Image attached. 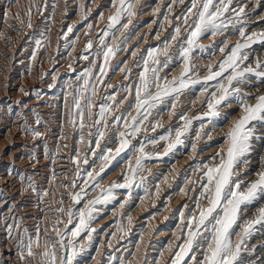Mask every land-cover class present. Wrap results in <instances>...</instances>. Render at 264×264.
I'll return each instance as SVG.
<instances>
[{
  "label": "snow or ice",
  "instance_id": "1",
  "mask_svg": "<svg viewBox=\"0 0 264 264\" xmlns=\"http://www.w3.org/2000/svg\"><path fill=\"white\" fill-rule=\"evenodd\" d=\"M136 3L138 0H110V6L115 12L107 17L100 13L99 19L106 20L107 25L95 34L97 46L94 53L91 52L94 48L92 33L86 32L89 38L85 43V51L98 59L102 58V63L98 65L90 63L77 78L81 81L80 85L71 93L68 123L80 133L77 143L84 145L86 150L82 153L79 147L75 149V155L71 160L77 166L75 178L70 185H61L70 189L68 192L70 205L79 207L65 208L64 200L61 198L55 201L60 205L54 209L57 215L44 217L45 220H51L50 226H45L41 230L37 224L34 235L28 234L27 229H24L23 236L18 238L15 244L20 264H78V257L96 243L94 234L97 229L93 224L101 211L98 206H106L114 201L117 189L126 190L128 197L131 198L134 186L143 187L145 195L141 200L151 199V206L155 208L153 198L159 197L160 187L157 184L155 191L149 196L147 177L144 175L147 162L159 161L162 159L161 152L163 156H168L183 146L184 138L192 132L194 120L200 121L194 141L203 139L211 141L215 129L214 122L221 118L224 109L232 107L233 101L239 108V112L234 114L239 115V118L232 121L231 127L223 134L218 143L219 150L207 161H197L191 165L192 174L196 178L191 179L185 174L183 186L178 188L177 194L188 197L191 207L185 202L174 210L173 218L178 217L179 228L178 235L173 232L175 242H166L156 255L150 256L151 241L159 232L153 230L154 235L150 233L146 241L145 229L141 228L135 242L130 241L128 246L114 247L113 240L119 245L120 241L129 235L132 225V217L129 215L125 218L127 225L117 222L116 230L102 243L101 247L109 251L102 253L100 247H97L96 254L102 257L98 264H246L241 254L247 250V241L257 231L258 226L264 227V156L261 157L259 169L254 173L256 177L254 180L248 179L250 173L241 171L248 169L252 163L251 155L255 150L253 141L264 139L256 134L257 125L264 126V93L258 90L255 93L243 90L245 85L252 82V78L264 82V60L256 57L254 63L249 62L248 51L254 44L264 45V31H246L244 23L247 18L246 4H235V0H188L185 11L176 17L179 23L172 28L169 37L160 45L146 49L144 54L136 59L133 67L141 70L136 73L137 79L132 81L130 78L133 69L128 67V61L124 60L115 66L112 65V61L119 59L118 54L122 53H127L129 59L137 57L139 43L143 42L144 38H141L135 48L131 50L128 48L130 38L134 34L130 31V26L133 17L137 15L134 10ZM177 3L184 4L185 0H172V4ZM80 7L84 10L83 19L87 20V6L82 4ZM55 10L56 4L53 3V16ZM167 11L172 13L171 5ZM26 15L28 22L25 26L31 28V8ZM15 18L22 25L25 24L19 15ZM171 23L166 15L160 27L163 29L164 24ZM86 27L91 30L93 25L89 23ZM230 30L239 37L235 44L229 43L230 37L227 34ZM73 31L74 28L69 26L66 32L62 30L58 37L66 41L65 49L69 48L68 34ZM218 36L224 37L219 44L215 42L207 46L203 44L204 38L212 39ZM154 38L159 39V33ZM75 42L73 40L71 44L74 46ZM47 44V33H42L35 41V51L31 57L33 61L36 60V54L41 46ZM170 48L173 49L171 53ZM197 50L201 53L212 50L213 54H222V58L216 64L207 65V75L203 79H194L192 75L193 54ZM173 53L180 61L178 66L182 65V71L178 76L173 75L171 71H165L169 69L173 60ZM161 56L163 60L160 59ZM78 58L89 60V56L83 53ZM71 67L70 64L69 68ZM109 71L113 74L123 73V80L128 83L124 84L122 81L120 85L115 86L110 82L105 83ZM55 78L53 76V79ZM196 84L201 85L206 110L194 117H189L187 112L177 114L175 110L181 96ZM108 89L115 90L104 95L103 102L94 103V100L101 99L100 92H107ZM121 93L126 95L117 99ZM130 98L131 102L128 103L127 109L121 112V106ZM249 100L255 102L249 103ZM94 108L98 110L94 112ZM165 109L170 119L175 117L182 122L180 126L170 128L156 137L141 138V132L154 133L163 127L160 119L150 121V117L154 113L156 116H162ZM224 117L225 123H228V113H224ZM36 122L40 123L39 118ZM208 124L213 125V130L205 131ZM85 128L89 129L86 134L83 132ZM108 129H115L116 135L113 139H106ZM25 132L33 137L42 136L41 132L28 128ZM60 138L65 139L63 134ZM134 140L137 141L136 144H133ZM162 142L164 144L162 149L156 152L146 151L149 146L156 147ZM64 147H67V144ZM191 148L193 153H196L193 160H197L199 155L197 144L194 142ZM122 154H125L126 158L120 179L105 186L104 180L107 178L108 169L122 157ZM81 165L86 167L82 168ZM163 182L169 183L167 176ZM189 185L191 187H188ZM38 195L43 201L50 193L44 191ZM170 199V196L166 197V201ZM258 202L259 205L251 209L254 214L246 215L250 206L257 205ZM126 203L127 201L122 202L120 207L123 208ZM49 210L53 211L51 208ZM164 210H167V206ZM158 214L159 210L151 214L149 219H155ZM168 219L169 217H165V220ZM61 225L63 227H60ZM7 231L11 237L13 229L9 227ZM165 250L169 253L166 259ZM92 259L95 260V256Z\"/></svg>",
  "mask_w": 264,
  "mask_h": 264
},
{
  "label": "rangeland",
  "instance_id": "2",
  "mask_svg": "<svg viewBox=\"0 0 264 264\" xmlns=\"http://www.w3.org/2000/svg\"><path fill=\"white\" fill-rule=\"evenodd\" d=\"M187 1L188 0H186L184 5H183V4H179V3L171 4L170 2H172V0L171 1L170 0H164L162 7L159 8L160 10H158L159 12L158 11L154 12V13H156L155 14L156 16L153 13V16L156 19L154 17H153V19L149 18L147 20V22L145 23V24H147L151 20H153V21L156 20V23H152V33H151L150 37L153 38L159 32H160L159 38H161L162 41L165 40L167 37H169V33L170 34L172 33V30L170 32V29H172L175 26L174 24L179 23V21L176 20V17L180 16L182 14V11L184 12L186 7H187V5H188ZM245 1H246V4L249 2L247 4L248 9L247 8L245 9V11H247L245 13H247V14L249 13L248 15L246 14V17H248V18H246L247 20L244 21L245 25H247L246 31L247 32L264 31V0H261V1L260 0H255V1L254 0H250V1L249 0L248 1L247 0H235V4H244ZM89 2H90V0H75V1L74 0H66V1L65 0H17V2H16V0H5V1L0 0V9H1V11H0V27H1V30H0V102H2V103H0V109L2 110V112H0V162H1V164L4 165V166L0 167V177H2V178H0V181H1L0 182V194H1L0 195V221L2 220L0 222V224L2 223L0 225L1 226L0 231L3 230L2 232H0V264H20L19 256L17 255L15 244L17 242V239L23 236L24 229H27L28 234H32V235L35 234V233H32L33 230L30 229L31 226H29L30 225L29 219H31L33 221V218L36 217L37 223L35 225L37 226V224H39L41 227V230H43V228L45 226L51 225V220H45L44 219L45 215H47L49 217H54L55 215H57V213L54 211V209L59 207L60 205L55 203V201H58L62 198L64 200L63 206L65 208H68L69 206H72L73 208L79 207L77 205H70L69 196H68V192L70 191V189L65 188V187H61V185H70L72 183L73 179L75 178L74 173L76 171L77 166L71 162L72 157L75 155V153H72V151L75 152V149L77 147L80 148L82 153L86 150L85 147L84 148L82 147L84 145L77 143L78 136L80 133L77 132L73 128V126L68 123L69 107H70L71 102H72L71 93L74 92V89L79 86L81 81L79 79H77L79 76L76 77V74H77L76 71L74 72V74L71 73L72 76H71L70 80H65L64 78H59V79H55V80H53V82H51L52 81L51 79H52L53 72L57 68L63 67L64 69H67L68 68L67 66H69L71 63H72L71 65L75 64L74 68H76V66L78 65V62L74 61V58H73L78 54L75 53V55H74L73 51L74 52H75V50L81 51L82 49H84L85 48L84 45L86 43V40H88L87 39L88 35H86V33H84V34H82V36H80L82 33V30L83 29L85 30L86 25L88 23H91L92 18H95V17L91 18L90 16H92L95 13L96 14L101 13V4L98 3L97 0H91V2H90L91 4ZM53 3L56 4V10H55L54 16L52 15ZM81 3L85 4L87 6V10H89L91 8L90 9L91 11L90 10H89L90 12L88 11L90 14L88 13L87 20H84L83 16H81L82 12H83L82 14H84V10H82L80 8V5H82ZM250 3L251 4L255 3V4H253L254 6L253 5L251 6ZM10 4H11V7H10ZM170 4L174 8V9H172V14L168 13L167 9H166V8H168V5H170ZM176 5L179 7H177ZM257 6H258V8H257ZM29 8H31V10H32V16H31L32 27L31 28H28L25 26L28 22L26 12L28 11ZM79 8H80V10H79ZM253 8L255 10H253ZM3 9L5 10V12ZM7 9H9V10H7ZM72 9H73V11H72ZM70 10H71V12H70ZM77 13L78 14L80 13V14L78 15ZM17 15H19L25 21V24L22 25L21 23H19V21L15 18ZM166 15L168 16V20H170L171 22L173 21V22L171 24H164L165 28L163 27V29H161L160 24L163 23L164 17ZM76 16L82 17L81 22L77 25V27L79 26L77 28V30L73 27V24L70 25V22H69V20L73 19ZM150 16H151V14H150ZM81 23H83V24H81ZM69 26H72L74 28V31L71 34H68L69 35V41H68L69 48L65 49L64 45H65L66 41L62 40V39H58V37L62 34V30L64 32H66L67 27H69ZM81 27H82V29H81ZM102 27L103 26L100 23H98V24H96V26L95 25L93 26V28L95 30L93 28H92V30H89L92 34H94L92 37L93 43H94V48L97 46L96 45L97 36L95 34L99 33L100 30L102 29ZM166 29H168V30H166ZM76 32H79V33H77V35H76ZM42 33H47L48 44H47V46H45V45L41 46V49L36 54V60L33 61L31 57H32L33 51H35V41L41 37ZM161 33H162V35H161ZM182 34H183V30H182ZM119 35H117V36L119 37ZM227 35H229V37H230V39H229L230 44H235L237 42V40L239 39L238 36L232 34L231 30L229 31V33ZM76 37H78V39ZM81 39H83V40H81ZM223 39H224V37H219V36L212 38V39L204 38L203 44L205 46H207L209 44H213L214 42L219 44V42ZM73 40L76 41L74 46L71 44V41H73ZM157 40H159V39L154 38L153 40H151V44L153 45V47L157 46V44H156ZM137 41L140 42L141 39L137 40ZM161 42H160V44H161ZM137 44L138 43L133 44L132 47H134V46L136 47ZM57 45H59V51L58 52H57ZM128 45H129V43H128ZM73 47H74V50H71V49H73ZM132 47L130 45L128 46V48L130 50L132 49ZM94 48L91 50V52L93 50H94L93 52H95ZM248 51L250 53V61L249 62L254 63L256 57H259L262 60H264V45H261L258 43L254 44L253 47L251 49H249ZM69 52L70 53L72 52V53L69 54ZM169 52L170 53L173 52V49L170 48ZM72 54H73V57H72ZM83 54L84 55L89 54L90 61H91V57H92V60H96V61L101 60V62H102L101 58L96 59V57L94 55L88 53L87 51H85V49L83 51ZM71 57H72V59H71ZM221 58H222V54H220V53L213 54L212 50H206L203 53H201V52H199V50H197L193 54V61H192V63L194 64V67L192 69L193 78L195 77L194 79H196V78L201 79V77H199V76H203V74L207 75V71H206L207 65L216 64V62L218 60H220ZM160 59L163 60L164 58L161 56ZM114 61H115V59H113L112 64ZM73 62H74V64H73ZM134 63H135V61H134ZM178 65H180V61H179V59L176 58L175 54L173 53V60L169 65V69H165V71H171L173 75L178 76L180 74V72L182 71V65L181 66H178ZM65 66H66V68H65ZM134 68L136 69V72L133 73L131 78H130L132 81H135L137 79L136 73L139 69L138 67L137 68L134 67ZM65 74H66V72L62 71V73H60L59 76H64ZM197 74H198V76H197ZM161 75H163V73H161ZM206 75H204V76H206ZM45 76L51 78L49 80V83L50 82L53 83L54 87L51 86V87H49V89H52V90L47 91L46 89H44V86H42V85H44V83H42V82L44 81ZM204 76L202 78H204ZM170 78H171V76L169 77V79ZM59 83H61L62 87L60 85H57ZM127 83H128V81H127ZM20 89H23L24 91L21 92ZM114 90L115 89H111V90L108 89L107 92H113ZM243 90L253 92V93L257 92L255 90H258L260 93H264V82H261L259 80H255L254 78H252V82L248 85H245ZM32 91H34V92H32ZM9 92L14 94L15 98L17 99V102H15L14 96L13 97L10 96ZM25 93H27V94H25ZM100 93H101L100 97L102 98L106 92L102 91ZM6 95L7 96L9 95V96L7 97ZM54 96L56 97V99H54L55 98ZM13 98H14V100H13ZM37 98L41 99V100L39 99V101L41 103H44L45 104L44 106L47 107L48 110L50 109L49 110L50 115H48V117H44L45 119L41 117L42 115H40L39 112L37 113L36 110L33 109L34 106L36 108L38 107L35 102L33 103V101H36ZM185 98L188 100L186 101ZM204 99H205V97L203 95H201V85L196 84L184 92V94L180 98V102H178V104H177L175 111L177 114L187 112L188 116L192 117V115H190L191 110H192L193 114H195L196 112L199 113V112L206 110L204 105H203ZM45 100L48 102L49 105L46 104L47 102ZM53 100H55V101H53ZM66 100H67V103H66ZM30 101H32V102L30 103ZM101 101H102V99L94 100V103H97V102L101 103ZM52 102H54V103H52ZM64 102L66 103L67 106L64 104ZM128 102L129 103L131 102V98L128 101H125V103H124L125 105L121 106V109H120V111L122 110L121 112H123L125 109H127L126 107H128ZM252 102L254 103L255 101L249 100V103H252ZM3 105H5V106H3ZM17 105H18V107H17ZM23 105H25V106H23ZM124 106H125V108H124ZM161 107L164 108L165 106H161ZM6 110H7V112H6ZM93 111L95 112V111H97V109L94 108ZM163 112L164 113L162 115H165V112L167 113L166 109ZM238 112H239V108H238L237 104L235 103V101H233L231 108H227V109L223 110V112L221 114V119H218L217 121L214 122L215 123V129H214L213 139L211 141L207 140L206 142H205L206 139H203L204 142L199 144L200 145L199 147L201 148L199 151L200 154L203 151H207L208 154L202 156L201 159H199V160H194L193 162H191L189 164V166L194 165L197 161H207L210 156L214 155L219 150L218 143L222 139L223 134L228 130L229 127H231V122L235 121L239 118V115L234 114V113H238ZM30 113H32V114H30ZM56 113H58V114H56ZM224 113H228V123H225ZM133 115H135V112H133ZM37 116H40V117H37ZM160 117L161 116H159V118H158V116H156L154 113V115L152 117H150L151 118L150 121L155 120V118L160 119ZM232 117H233V119H232ZM38 118L40 119L39 121L41 122V123H39L40 125L37 124V122H36ZM43 119L46 121H43ZM13 120H15V121L12 122ZM25 121H27V122H25ZM86 122L90 123V121H86ZM3 123L5 125H3ZM10 123H12L13 125ZM181 123H182L181 121H178L175 117H173L168 123L163 122V127L158 128L156 132H154V133L151 131H149L148 133L141 132L140 137L142 138L144 136H147L149 138H152V137L159 136L161 134H164L170 128L175 129V128L179 127ZM205 123H207V121H205ZM199 124H200V121L194 120L193 121V129L196 127H199ZM228 124H229V126H228ZM15 125H17V127ZM47 126H49V127H47ZM50 126H51V128H50ZM26 128L31 129L33 131H39V132L42 131L41 132L42 136H40L38 138L33 137L30 133L25 132ZM41 129H43V130H41ZM121 130L123 131V129H121ZM205 130L206 131L213 130V125L211 126V124H208V126L205 128ZM46 131L48 132V134ZM86 131H89V129L88 128L83 129V132L85 134L87 133ZM112 131H113V133H112ZM43 132H44V135H43ZM62 134L65 137V139L60 138ZM115 134L116 133H115L114 129H108L107 133H106V139H108V138L113 139L115 137ZM256 134H257V136H260L263 134L261 137H264V126L257 125ZM39 139H40V141H39ZM86 139H87V136H86ZM31 140H33V141L31 142ZM136 143H137V141L134 140L133 144H136ZM65 144H67V147H64ZM33 145H36V147ZM102 146H104V142H102L101 147ZM109 146H111V145H109ZM163 146H164V144L162 142L161 144L157 145L156 147L149 146L146 149V151L156 152L159 149H162ZM253 146H254L255 150L251 155V161L254 162L255 168L249 166L248 169H246V170L242 169L243 171L241 170L242 172L248 170L247 172L250 173L249 176H251L250 179L252 178L251 180H254L256 178V177L254 178L255 175L252 176V174H254L253 173V172H255L254 170L259 169L260 160H261L260 157L264 156V148H263L264 147V139L254 140ZM19 147H21V148H19ZM180 147H178L175 150V151H178V154H177V152H173L170 155H168L169 156L168 157V156H163V153L161 152L162 159H160L159 161L153 160V161L147 162V166L145 168L144 175H147L146 176L147 177L146 183L149 182V183H147L148 187L150 186V182H151V176L149 173L150 166L155 164V163L165 164L167 162L166 165H164V168L169 169V167H171V165L174 163V161H176V160L180 161L183 159L182 156L184 157L186 151H184L183 146L181 148ZM225 147H227V146L225 145ZM21 149L23 150V152ZM178 149H180V150H178ZM44 151L46 152V154H44L45 153ZM260 151H261V153H260ZM66 152H68V153H66ZM9 154H11V156H9ZM122 155H123L121 157L122 159L118 158V161L114 162V164L108 169V172L106 173V177H108V176L109 177L105 180L108 181V180H110L109 178H111V179L113 178L112 180L120 179L121 173H122V171H124V169H123V167H125L124 166V159L126 158L125 154H122ZM33 157H35V158H33ZM46 157H47V159H46ZM66 157H68V158H66ZM55 158L57 161L54 160ZM32 159H34V160H32ZM63 160H66V161L64 162ZM39 161H40V163H39ZM35 162H36V164H33ZM57 162H59V163H57ZM118 162H120V163H118ZM89 163L91 164V158L89 160ZM115 163H117V164H115ZM58 164H60L61 166ZM63 164H65V165H63ZM58 166H60V167H58ZM45 167H47V170ZM81 167L83 168L86 166L81 165ZM256 167H257V169H256ZM34 168H35V170H34ZM189 168H190V170L192 169L191 167H189ZM116 169H117V171H116ZM118 170H120V171H118ZM109 171H110V173H109ZM6 173L8 176L6 175ZM53 173H55L54 178H53ZM147 173H149V174H147ZM116 174H118L119 176ZM166 174L167 173H165V176H167V178L169 179L168 181L171 185L169 186V183L165 184L163 182L164 178L163 179L161 178L162 181H161V184L159 185L161 188L160 193L162 192V193H164V195H166V193L167 194L171 193L170 191H171L172 187H174V185H175L174 183H177V182L179 183L181 178H182V176L179 173H175L177 175H175L174 173L172 175L170 173L167 175ZM39 176H41V177H39ZM116 176H118V177H116ZM173 176H175V177H173ZM65 177H67V179H65ZM5 178H7V179L4 180ZM10 178H11V180H10ZM195 178H196V176H195ZM18 180H19V182H18ZM105 180H104V182H105ZM29 185H31V187H29ZM16 189H18V190H16ZM143 190H144L143 187H140V188H137L135 186L133 187V189L131 191V196L133 193V195L135 194L136 197L134 196L135 199H134V197H132V201H134V203L131 206H129L130 211H132L134 209L135 204L137 203V198L140 196V195H136V194L144 192ZM44 191H48L50 193V195L44 197L43 201H41L38 194H42ZM19 192H21V193H19ZM116 192L122 193V194L127 193V191L123 190V189H117ZM22 193H24L23 196H22ZM18 195H20V197ZM117 195H119V194H117ZM194 195H195V193H193L192 196H194ZM28 197H30V199ZM19 200H20V202H19ZM121 200H122L121 197L116 196V199L114 201H112L111 203L107 204L106 206H103V205L98 206L101 209V211H100V214L98 216V219L94 222L95 224H93V226L95 227V225H97V223L101 222L102 223L101 227L102 226L103 227L101 229H97L98 230L97 234H99L97 236H101V234L102 235L106 234L105 230L111 228V226L113 225V219L115 220V218H114L115 215H114V213L112 214L113 208H115V206H117ZM162 201L163 200H157L155 202V204L161 206L160 203H162ZM11 202L12 203L14 202L13 203L14 205ZM259 203L260 202H258L257 206L259 205ZM257 206L256 205L250 206V210L248 211L249 213L247 212L246 215L252 216L254 212L251 209H254ZM23 208H24V210H23ZM49 208L53 209V211H50ZM126 208H128V207H125L124 209L122 208L121 213H120V216L122 215L120 217L122 225H125V226H126V222H127L125 219L126 218L125 213L128 214V211L126 210ZM160 208L161 207H157V209H154V207H148L146 210L142 211L143 213L141 214L140 219L146 220V221L149 220L150 215L153 213H157L156 210H159ZM31 210H33V211H31ZM124 210H125V212H124ZM250 211L253 213H251ZM25 212H27V213L25 214ZM122 212H124V213H122ZM34 214H36V215H34ZM123 214H125V215H123ZM147 214H148V216H147ZM116 218H117V216H116ZM37 219L38 220L40 219V220L38 221ZM64 219H67V217H64ZM100 220H102V221H100ZM139 220H137L136 222H138ZM103 221H105V222H103ZM28 226H29V228H28ZM9 227H11L13 229L11 237H9V234L7 231V229ZM60 227H63V225H61ZM257 230L258 231H255L253 233V235L249 238V241H247V245L250 243L252 244L253 242L254 243L258 242L257 244H255V247H256L255 251H257V249L263 251V249H264V227L258 226ZM42 239H43V236H42ZM96 245H97L96 243L93 244L92 247L90 248L91 251L88 250L89 252L87 251V252L83 253L80 257H78V264H83L84 262H85L84 264H98L97 262H99L102 258L100 259V257L97 256V254L96 255L94 254V253H96L95 252L96 251ZM248 249H249V247H247V250ZM247 250L242 252V254H241L242 259L246 262V264L248 261L251 262L250 261L251 259H249V257H251L255 254L254 249L252 251L253 254H252V252L250 253ZM37 251H39V250H37ZM246 253L248 255H246ZM93 256H95V260H93L91 258ZM96 256H97V259H96ZM6 258H8V259H6ZM90 258H91V261L87 260ZM84 260H86V261H84ZM82 261H84V262H82ZM260 263L264 264L263 261L262 262L260 261Z\"/></svg>",
  "mask_w": 264,
  "mask_h": 264
},
{
  "label": "bare ground",
  "instance_id": "3",
  "mask_svg": "<svg viewBox=\"0 0 264 264\" xmlns=\"http://www.w3.org/2000/svg\"><path fill=\"white\" fill-rule=\"evenodd\" d=\"M5 1V0H4ZM66 1V0H65ZM75 1V0H74ZM98 1V3H100L101 4V13H103L104 14V16L105 17H107V16H109V15H112L115 11V9L114 8H111V6H110V0H97ZM171 1V0H170ZM186 1V0H185ZM248 1V0H247ZM250 1V0H249ZM255 1V0H254ZM253 1V2H254ZM261 1V0H260ZM8 2V1H7ZM16 2H17V0H16ZM90 2H91V0H90ZM89 2V3H90ZM94 2V1H93ZM163 2H164V0H138V3H136V5H135V11H136V13H137V15L136 16H134L133 17V19H132V25L130 26V31L132 32V33H134L132 36H131V38H130V42H129V45L132 47L133 46V44H135V43H138V41L137 40H140L141 38H144L143 39V42H140L139 43V51L137 52V57H132L131 59H129V56H128V54L127 53H122V54H118L119 55V59H115V61L113 62V66H115V65H117V64H119L120 62H122V61H124V60H127L128 61V67L129 68H131L135 63H134V61H136V59L140 56V55H142V54H144V51L146 50V49H148V48H152L153 47V45L151 44V40H153L154 39V37L153 38H151L150 37V35H151V33H152V21L153 20H151L150 22H148L147 24H145L146 22H147V20L149 19V18H152L153 19V13L154 12H157L158 10H160L159 8L160 7H162V4H163ZM188 2V1H187ZM171 4H172V2H170ZM249 3V2H248ZM247 3V4H248ZM15 4V3H14ZM72 4V3H71ZM70 4V5H71ZM82 4V3H81ZM91 4V3H90ZM89 4V5H90ZM170 4V5H171ZM188 4V3H187ZM244 4H246V1H245V3ZM246 4V5H247ZM251 4V3H250ZM253 4H255V3H252L251 4V6L253 5ZM77 5V4H76ZM93 5V4H92ZM166 5V4H165ZM184 5V4H183ZM186 5V4H185ZM258 5V4H257ZM78 6V5H77ZM169 6V5H168ZM177 6V5H176ZM250 6V7H251ZM254 6V5H253ZM256 6V5H255ZM10 7H11V4H10ZM165 7V6H164ZM177 7H179V6H177ZM181 7V6H180ZM247 7H248V5H247ZM78 8V7H77ZM81 8V7H80ZM80 8H79V10H80ZM166 8V7H165ZM184 8V7H183ZM255 8V7H254ZM253 8V10H255ZM257 8H258V6H257ZM89 9V8H88ZM91 9V8H90ZM89 9V10H90ZM167 9V8H166ZM172 9H174L173 8V6H172ZM176 9V8H175ZM248 9V8H247ZM252 9V8H251ZM4 10V9H3ZM7 10H9V9H7ZM6 10V11H7ZM88 10V11H89ZM0 11H1V9H0ZM69 11V10H68ZM72 11H73V9H72ZM78 11V10H77ZM91 11V10H90ZM89 11V12H90ZM166 11V10H165ZM180 11V10H179ZM4 12H5V10H4ZM70 12H71V10H70ZM80 12V11H79ZM88 12V13H89ZM159 12V11H158ZM168 12V11H167ZM245 12H247V11H245ZM251 12V11H250ZM81 13V12H80ZM79 13V14H80ZM83 13V12H82ZM81 13V16H83L84 14H82ZM182 13H183V11H182ZM71 14V13H70ZM78 14V13H77ZM76 14V15H77ZM78 14V15H79ZM90 14V13H89ZM150 14H151V16H150ZM172 14V13H171ZM247 14V13H246ZM249 14V13H248ZM247 14V15H248ZM67 15V14H66ZM99 13L98 14H93L92 16H90L91 18L92 17H95V18H92L91 19V24L94 26H96V24H98V23H100L104 28L106 27V25H107V21L106 20H101V19H99ZM179 15V14H178ZM251 15V14H250ZM6 16V15H5ZM78 17V16H76V17H74L73 19H71V20H69V22H70V25L71 24H73V27L77 30V28L79 27H77V25L81 22V18L82 17ZM156 16V15H155ZM69 17V16H68ZM66 18V17H65ZM155 18V17H154ZM248 18V17H247ZM156 19V18H155ZM67 20V19H66ZM174 20V19H173ZM247 20V19H246ZM254 20V19H253ZM89 21V20H88ZM156 21V20H155ZM170 21V20H169ZM90 22V21H89ZM173 22V21H172ZM85 23V22H84ZM96 23V24H95ZM175 23V22H174ZM245 23V22H244ZM81 24H83V23H81ZM89 24V23H88ZM86 25V24H85ZM175 25V24H174ZM98 26V25H97ZM173 26V25H172ZM247 26V25H246ZM100 27V26H99ZM102 27V28H103ZM171 27V26H170ZM95 28V27H94ZM93 28V29H94ZM165 28V27H164ZM169 28V27H168ZM81 29H82V27H81ZM0 30H1V27H0ZM75 30V31H76ZM80 30V29H79ZM92 30V29H91ZM95 30V29H94ZM98 30V29H97ZM165 30V29H164ZM166 30H168V29H166ZM171 30L172 29H170V32H171ZM183 30V29H182ZM89 31V29H87V27H86V29L84 30H82V33H81V35L80 36H82V34H84V33H86V32H88ZM162 31V30H161ZM97 32V31H96ZM77 33H79V32H76V35H77ZM95 33V32H94ZM160 33V32H159ZM93 35L94 34H92V37H93ZM117 35H119V34H117ZM161 35H162V33H161ZM169 35H170V33H169ZM79 36V35H78ZM91 37V38H92ZM77 38V37H76ZM168 38V37H167ZM80 39V38H79ZM87 39H88V36H87ZM150 39V40H149ZM81 40H83V39H81ZM93 40V39H92ZM87 41V40H86ZM162 40H161V38H159V40H157L156 41V44L157 45H160V42H161ZM82 44V43H81ZM128 45V46H129ZM85 46V45H84ZM96 48V47H95ZM94 48V49H95ZM132 48H135V46L134 47H132ZM85 49V48H84ZM84 49H82L81 51H78V50H75V52L73 51V54L75 55V53L76 54H78V55H76L75 57H73V54H72V57L74 58V61H76V62H78V65L76 66V68H74V62H73V64L74 65H72V67L71 68H69V66H67L68 68L67 69H64L63 67H59V68H57L54 72H53V74H52V79L51 78H49V77H47V76H45L44 77V81L42 82V83H44V85H42V86H44V89H46L47 91L48 90H52V89H49V87H51V86H53V83H51V82H53V80H55V79H59V78H64L65 80H70V78H71V76H72V74L71 73H73L74 74V72L76 71L77 72V74H76V77H78V76H80V74L86 69V68H88L89 67V65H90V63H92V62H94L95 64H99V63H102L101 62V60H99V61H96V60H92V57H91V61H90V58H89V60H83V59H79L78 57H79V55L81 54V53H83V51H84ZM72 50V49H71ZM94 51V50H93ZM92 51V52H93ZM72 53V52H71ZM89 53V52H88ZM94 53V52H93ZM88 56H89V54H88ZM72 57H71V59H72ZM94 57V56H93ZM97 59V58H96ZM102 59V58H101ZM72 61V60H71ZM70 64V63H69ZM68 64V65H69ZM72 64V63H71ZM65 68H66V66H65ZM137 68V67H136ZM75 69V70H74ZM132 69H133V73H135L136 72V69L134 68V67H132ZM74 70V71H73ZM141 69L139 68L138 69V71H137V73L140 71ZM62 71L63 72H66V74L64 75V76H59V74L60 73H62ZM123 73H120V72H116L115 74H113V72L112 71H109V74H108V76L105 78V83H111L112 85H120L121 84V82L123 81V83L124 84H126L127 83V81L126 80H123ZM204 75H206V74H203V76ZM53 76H55L56 78L55 79H53ZM203 76H199V77H201V79H203L202 77ZM137 77V76H136ZM135 77V78H136ZM133 78V77H132ZM195 78V77H194ZM52 80L50 83H49V80ZM81 83V82H80ZM57 85H60L61 86V83H59V84H57ZM80 85V84H79ZM54 87V86H53ZM62 87V86H61ZM249 87V86H248ZM258 87V86H257ZM251 88V87H250ZM257 89V88H256ZM109 90H111V89H109ZM251 90V89H250ZM10 91V90H9ZM60 91V90H59ZM58 91V92H59ZM253 91V90H252ZM255 91H257V90H255ZM254 91V92H255ZM4 92V91H3ZM14 92V91H13ZM32 92H34V91H32ZM53 92V91H52ZM102 92V91H101ZM263 92V91H262ZM10 93V92H9ZM50 93V92H49ZM5 94V93H4ZM57 94V93H56ZM101 94V93H100ZM108 94V92H106L105 93V95H107ZM104 95V94H103ZM124 95H126L125 93H121L118 97H117V99H121V98H123V96ZM7 96V95H6ZM9 96V95H8ZM7 96V97H8ZM10 96L11 97H13L14 96V94L13 93H10ZM102 96V95H101ZM185 96V95H184ZM187 96V95H186ZM41 97V96H40ZM47 97V96H46ZM55 97V96H54ZM14 98H15V96H14ZM14 98H13V100H14ZM43 98V97H42ZM52 98V97H51ZM63 98V97H62ZM184 98V97H183ZM7 99V98H6ZM40 99V98H39ZM39 99L37 98V100L36 101H33V103L35 102L36 103V105L38 106L37 108L35 107H33V109H35L36 110V112L38 113L39 112V114L40 115H42L41 117L42 118H44V117H48V115H50L49 113V110L47 109V107H45L44 105V103H41L40 101H39ZM44 99V98H43ZM46 99V98H45ZM48 99V98H47ZM54 99H56V97L54 98ZM61 99V98H60ZM102 99V98H101ZM186 99V98H185ZM41 100V99H40ZM188 99H186V101H187ZM46 101V100H45ZM53 101H55V100H53ZM65 101V100H64ZM183 101V100H182ZM185 101V102H186ZM12 102V101H11ZM15 102H17V99L15 98ZM32 101H30V103H31ZM47 102V101H46ZM101 102H103V101H101ZM0 103H2V102H0ZM52 103H54V102H52ZM59 103V102H58ZM57 103V104H58ZM63 103V102H62ZM100 103V102H99ZM98 102L96 103V104H99ZM127 103V102H126ZM129 103V102H128ZM187 103V102H186ZM253 103V102H252ZM8 104V103H7ZM28 104V103H27ZM46 104H48V102L46 103ZM64 104L66 105V103L64 102ZM49 105V104H48ZM53 105V104H52ZM125 105V104H124ZM3 106H5V105H3ZM22 106V105H21ZM23 106H25V105H23ZM58 106V105H57ZM64 106V105H63ZM67 106V105H66ZM183 106V105H182ZM17 107H18V105H17ZM31 107V108H32ZM181 107V106H180ZM4 108V107H3ZM50 108V107H49ZM52 108V107H51ZM124 108H125V106H124ZM127 108V107H126ZM9 109V108H8ZM22 109V108H21ZM38 109V110H37ZM60 109V108H59ZM95 109H97V108H95ZM52 110V109H51ZM98 110V109H97ZM9 111V110H8ZM16 111V110H15ZM21 111V110H20ZM27 111V110H26ZM33 111V110H32ZM58 111V110H57ZM122 111V110H121ZM167 111V110H166ZM0 112H2V110L0 109ZM6 112H7V110H6ZM28 112V111H27ZM203 112V111H202ZM164 113V112H163ZM201 112H196L195 114H193L192 113V110H191V112H190V115H192V117H194V116H197V115H199ZM16 114V113H15ZM19 114V113H18ZM27 114V113H26ZM30 114H32V113H30ZM38 114V115H39ZM56 114H58V113H56ZM22 116V115H21ZM25 116V115H24ZM12 117V116H11ZM30 117V116H29ZM34 117V116H33ZM37 117H40V116H37ZM9 118V117H8ZM52 118V117H51ZM158 118H159V116H158ZM173 118V117H172ZM171 118V119H172ZM5 119V118H4ZM20 119V118H19ZM25 119V118H24ZM36 119V118H35ZM45 119V118H44ZM43 119V121H46V120H44ZM48 119V118H47ZM151 119V118H150ZM153 119V118H152ZM156 119V118H155ZM170 118H169V114H168V112L166 113L165 112V115H162L161 117H160V120L162 121V122H165V123H168L170 120H171ZM221 119V118H220ZM232 119H233V117H232ZM18 120V119H17ZM22 120V119H21ZM40 120V119H39ZM231 120V119H230ZM2 121V120H1ZM15 120H13L12 122H14ZM42 121V122H43ZM17 122V121H16ZM25 122H27V121H25ZM41 123V122H40ZM48 123V122H47ZM2 124V123H1ZM7 124V123H6ZM9 124V123H8ZM10 124H12V123H10ZM54 124V123H53ZM3 125H5L4 123H3ZM13 125V124H12ZM11 125V126H12ZM40 125V124H39ZM47 125V124H46ZM168 125V124H167ZM8 126V125H7ZM16 127H17V125H15ZM211 126H212V124H211ZM228 126H229V124H228ZM45 127V126H44ZM47 127H49V126H47ZM50 128H51V126H50ZM198 127H196V128H194V129H192V132H190L189 134H188V136L187 137H185L184 138V145H183V148H184V151H186V153H185V155H184V157L182 156V160H176V161H174V163L171 165V167H169V169H167V168H164V165H166V163L165 164H163V163H155V164H153V165H151L150 166V170H149V173H150V176H151V182H150V186L148 187L149 188V196H151V193L152 192H154L155 191V187H156V185L157 184H161V178L163 179L164 178V176H165V173H167V174H175V173H179L181 176H182V178H181V180H180V182L178 183L176 180V182L177 183H174L175 185H174V187H172V189H171V193H169V194H167L166 193V195H164V193H160V195H159V197H154L153 199H154V201L156 202L157 200H163L162 201V203H160L161 204V206H159V205H156V207L154 208V209H157V207H161L160 209H159V214L157 215V216H155V219H149V220H141L140 219V216H141V214L143 213L142 211L143 210H146L148 207H152L151 206V204H152V200L151 199H144V200H141V198L142 197H144V195H145V192H141V193H139V194H136V195H140L138 198H137V203L135 204V207H134V209L132 210V211H130L129 210V206H131L133 203H134V201H132V197H134L135 196V194L133 195V193H132V196H131V198H129L128 197V194L126 193V194H122V193H117V194H119V195H116L117 197H121L122 198V200L119 202V204L117 205V206H115V208H113V211H112V214L114 213V218H115V220L113 219V225L111 226V228L110 229H107V230H105L106 231V234H104L102 231V233L104 234V235H102L101 234V236H97V235H99V234H97V232H98V230H97V232H96V234L94 235L95 236V241H96V250H97V247H100V251L102 252V253H107L109 250L107 249V248H104V247H101V245H102V243L105 241V240H107L108 238H109V234L111 233V232H113V231H115L116 230V228H115V225L117 224V222H119L121 225H122V222H121V216H120V213H121V207H120V204L122 203V202H124V201H127V203L125 204V206L123 207V209L125 208V207H128V208H126V210L128 211V214L127 213H125L126 214V216L125 217H127V216H129V215H131V217H132V225L130 226V229H129V235L128 236H126V237H124V239L122 240V241H120V244L119 245H117V243H116V240H113L112 241V243H113V246L114 247H121V246H128V243L131 241V242H135V240L137 239V236H138V231H139V229H141V228H144L145 229V231H144V237H145V240L147 241L148 240V237H149V234L150 233H153V230H155L156 232H159V235H154V233H153V235H154V238L152 239V241H151V250L149 251V255L150 256H154V255H156L157 254V252L159 251V249L161 248V247H164L165 246V244H166V242H168V241H172V242H175V236L173 235V232H175L177 235L179 234V228H177V224H178V217H176V218H173V213H174V210L175 209H177L181 204H183V203H185V202H188L189 203V206L191 207V201L189 200V198L188 197H185L184 195H179V194H177V191H178V188L179 187H181V186H183V177H184V175L185 174H187V175H189V177L191 178V179H194L195 178V175H193L192 174V169L190 170V166H189V164L191 163V162H193L194 160H193V156L194 155H196V153H193V151H192V148H191V145L195 142L196 144H197V152L199 153V155L197 156V160H199V159H201V157L202 156H204V155H207L208 154V152L207 151H203L201 154H200V143H203L204 141L203 140H201V141H194V135H195V131H196V129H197ZM263 128V127H262ZM4 129V128H3ZM121 129H123V128H121ZM16 130V129H15ZM41 130H43V129H41ZM40 130V131H41ZM48 130V129H47ZM115 130V129H114ZM207 130V129H206ZM205 130V131H206ZM225 130V129H224ZM261 130V129H260ZM263 130V129H262ZM122 131V130H121ZM42 132V131H41ZM45 132V131H44ZM44 132H43V135H44ZM47 132V131H46ZM56 132V131H55ZM86 132H88V131H86ZM112 133H113V131H112ZM111 133V134H112ZM47 134H48V132H47ZM116 135V134H115ZM263 135V134H262ZM262 135H260V136H262ZM112 136V135H111ZM110 136V137H111ZM49 137V136H48ZM38 138V137H37ZM36 138V139H37ZM43 138V137H42ZM108 138V137H107ZM32 139V138H31ZM34 139V138H33ZM108 139H110V138H108ZM33 140H31V142H32ZM39 141H40V139H39ZM207 140H205V142H206ZM35 143V142H34ZM41 144V143H40ZM23 145V144H22ZM32 145V144H31ZM43 145V144H42ZM41 145V146H42ZM26 146V145H25ZM33 146H35L36 147V145H33ZM38 146V145H37ZM32 147V146H31ZM83 148L85 147V146H82ZM103 147V146H102ZM182 147V146H181ZM180 147V148H181ZM19 148H21V147H19ZM264 148V147H263ZM18 149V148H17ZM16 149V150H17ZM36 149V148H35ZM22 150V149H21ZM30 150V149H29ZM42 150V149H41ZM178 150H180V149H178ZM18 151V150H17ZM16 151V152H17ZM15 152V151H14ZM22 152H23V150H22ZM45 152V151H44ZM82 152V151H81ZM175 152H177V154H178V151H175ZM25 153V152H24ZM66 153H68V152H66ZM72 153H75V152H73L72 151ZM180 153V152H179ZM260 153H261V151H260ZM44 154H46V152L44 153ZM65 154V153H64ZM18 155V154H17ZM22 155V154H21ZM26 155V154H25ZM59 155V154H58ZM57 155V156H58ZM9 156H11V154H9ZM8 156V157H9ZM123 156V155H122ZM260 156V155H259ZM13 157V156H12ZM40 157V156H39ZM169 157V156H168ZM11 158V157H10ZM14 158V157H13ZM33 158H35V157H33ZM57 158V157H56ZM56 158L54 159V160H56ZM66 158H68V157H66ZM261 158V157H260ZM26 159V158H25ZM44 159V158H43ZM46 159H47V157H46ZM122 159V158H121ZM11 160V159H10ZM32 160H34V159H32ZM36 160V159H35ZM166 160V159H165ZM19 161V160H18ZM23 161V160H22ZM41 161V160H40ZM40 161H39V163H40ZM43 161V160H42ZM49 161V160H48ZM57 161V160H56ZM60 161V160H59ZM64 162L66 161V160H63ZM26 162V161H25ZM53 162V161H52ZM91 162H92V160H91ZM155 162V161H154ZM38 163V164H39ZM57 163H59V162H57ZM118 163H120V162H118ZM6 164V163H5ZM33 164H36V162L35 163H33ZM32 164V165H33ZM37 164V165H38ZM43 164V163H42ZM46 164V163H45ZM71 164V163H70ZM114 164V163H113ZM115 164H117V163H115ZM258 164V163H257ZM30 165V164H29ZM52 165V164H51ZM58 165H60V164H58ZM63 165H65V164H63ZM123 165V164H122ZM121 165V166H122ZM256 165V164H255ZM1 166H4L3 164H1V162H0V167ZM34 166V165H33ZM54 166V165H53ZM52 166V167H53ZM61 166V165H60ZM60 166H58V167H60ZM170 166V165H169ZM257 166V165H256ZM26 167V166H25ZM55 167V166H54ZM64 167V166H63ZM120 167V166H119ZM250 167H254V162H252L251 163V165H250ZM9 168V167H8ZM31 168V167H30ZM41 168V167H40ZM46 168V170H47V167H45ZM62 168V167H61ZM68 168V167H67ZM74 168V167H73ZM121 168V167H120ZM255 168V167H254ZM24 169V168H23ZM43 169V168H42ZM69 169V168H68ZM119 169V168H118ZM123 169H124V167H123ZM253 169V168H252ZM256 169H257V167H256ZM11 170V169H10ZM9 170V171H10ZM34 170H35V168H34ZM33 170V171H34ZM52 170V169H51ZM67 170V169H66ZM147 170V169H146ZM245 170V169H244ZM258 170V169H257ZM37 171V170H36ZM64 171V170H63ZM116 171H117V169H116ZM115 171V172H116ZM118 171H120V170H118ZM122 171V170H121ZM243 171V170H242ZM248 171V170H247ZM254 171H256V170H254ZM123 172V171H122ZM169 172V173H168ZM10 173V172H9ZM34 173V172H33ZM109 173H110V171H109ZM118 173V172H117ZM149 173H147V174H149ZM253 173H255V172H253ZM42 174V173H41ZM166 174V175H167ZM6 175H7V173H6ZM32 175V174H31ZM58 175V174H57ZM62 175V174H61ZM115 175V174H114ZM116 175H118V174H116ZM175 175H177V174H175ZM254 174H252V176H253ZM8 176V175H7ZM13 176V175H12ZM15 176V175H14ZM113 176V175H112ZM119 176V175H118ZM118 176H116V177H118ZM145 176H147V175H145ZM169 176V175H168ZM6 177V176H5ZM39 177H41V176H39ZM109 177V176H108ZM107 177V178H108ZM172 177V176H171ZM173 177H175V176H173ZM177 177V176H176ZM250 177L251 176H249L248 177V179H250ZM0 178H2V177H0ZM36 178V177H35ZM38 178V177H37ZM106 178V179H107ZM254 178H255V176H254ZM7 178H5L4 180H6ZM17 179V178H16ZM110 180H105V182H104V185L105 186H107L111 181H114V180H112L111 178H109ZM174 179V178H173ZM176 179V178H175ZM252 179V178H251ZM10 180H11V178H10ZM40 180V179H39ZM169 180V179H168ZM171 181V180H170ZM1 182V181H0ZM3 182V181H2ZM9 182V181H8ZM16 182V181H15ZM14 182V183H15ZM18 182H19V180H18ZM173 182V181H172ZM147 183H149V182H147ZM163 183V182H162ZM11 184V183H10ZM19 184V183H18ZM170 184V183H169ZM13 185V184H12ZM171 185V184H170ZM160 187V186H159ZM167 187V186H166ZM188 187H191V185H189ZM10 188V187H9ZM12 189V188H11ZM161 189V188H160ZM166 189V188H165ZM10 190V189H9ZM15 190V189H14ZM16 190H18V189H16ZM78 190V189H77ZM144 191V190H143ZM166 191V190H165ZM186 191H187V189H186ZM14 192V191H13ZM6 193V192H5ZM19 193H21V192H19ZM144 193V194H143ZM23 194L24 193H22V196H23ZM27 194V193H26ZM25 194V195H26ZM1 195V194H0ZM193 195V194H192ZM19 197H20V195H18ZM171 197V199H170V201H166V197ZM136 197V196H135ZM135 197H134V199H135ZM27 198V197H26ZM29 199H30V197H28ZM11 199V198H10ZM14 199V198H13ZM19 199V198H18ZM22 199V198H21ZM20 199V200H21ZM24 199V198H23ZM133 199V200H134ZM20 200H19V202H20ZM26 200V199H25ZM15 201V200H14ZM185 201V202H184ZM12 203V202H11ZM10 203V204H11ZM14 203V202H13ZM12 203V204H13ZM33 203V202H32ZM31 203V204H32ZM34 204V203H33ZM14 205V204H13ZM167 206V210H164L165 209V207ZM257 206V205H256ZM13 208V207H12ZM33 208V207H32ZM8 209V208H7ZM23 210H24V208H23ZM43 210V209H42ZM5 211V210H4ZM11 211V210H10ZM22 211V210H21ZM27 211V210H26ZM31 211H33V210H31ZM8 212V211H7ZM28 212V211H27ZM27 212H25V214L27 213ZM46 212V211H45ZM124 212H125V210H124ZM124 212H122V213H124ZM156 212H158V210H156ZM251 212V211H250ZM32 213V212H31ZM249 213V212H248ZM251 213H253V212H251ZM2 214V213H1ZM29 214V213H28ZM125 214H123V215H125ZM254 214V213H253ZM34 215H36V214H34ZM250 215V214H249ZM33 216V215H32ZM111 216V215H110ZM116 216H117V218H116ZM147 216H148V214H147ZM13 217V216H12ZM165 217H169V219L168 220H165ZM2 218V217H1ZM7 218V217H6ZM32 218V217H31ZM159 218V219H158ZM4 219V218H3ZM26 219V218H25ZM140 219V220H139ZM158 219V220H157ZM38 220V219H37ZM40 220V219H39ZM38 220V221H39ZM103 220V219H102ZM102 220H100V221H102ZM137 220H139L138 222H136ZM2 221V220H1ZM0 221V222H1ZM4 221V220H3ZM29 223H30V225L29 226H31L30 227V229L31 230H33V232L32 233H35V231H36V217H34L33 218V221L31 220V219H29ZM127 221V220H126ZM99 222V221H98ZM103 222H105V221H103ZM136 222V223H135ZM124 223V222H123ZM2 224V223H1ZM0 224V225H1ZM95 224V223H94ZM101 225H102V223L101 222H99V223H97V225H95V228L96 229H101L102 227H101ZM126 225H127V222H126ZM29 226H28V228H29ZM1 227V226H0ZM1 229V228H0ZM3 231V230H2ZM2 231H0V232H2ZM258 231V230H257ZM260 232V231H259ZM261 233V232H260ZM117 238H119V233H117ZM235 239V238H234ZM258 240V239H257ZM261 240V239H260ZM249 241V240H248ZM252 242V241H251ZM260 242V241H259ZM258 242H253L252 244L250 243V244H248L247 245V247H249V249L247 250L248 252H252L253 251V249H254V255L253 256H251V257H249V259H251L250 261L251 262H247V264H259L260 263V261L262 262H264V249H263V251L262 250H258L257 249V251H255V244H257ZM95 244V243H94ZM10 245V244H9ZM95 246V245H94ZM259 248V247H258ZM90 250V249H89ZM141 250L143 251V245L141 246ZM91 251V250H90ZM89 252V251H88ZM96 252V251H95ZM10 254V253H9ZM95 255H96V253H94ZM252 254H253V252H252ZM93 255V254H92ZM91 255V256H92ZM117 255H119V253H117ZM168 255H169V253H168V251L167 250H165L164 251V257H165V259L168 257ZM246 255H248L247 253H246ZM250 255V254H249ZM9 256V255H8ZM86 256V255H85ZM98 257H100V259L102 258L100 255H97ZM97 256H96V259H97ZM10 257V256H9ZM88 257V256H87ZM92 258V257H91ZM91 258L90 259H87V260H90L91 261ZM6 259H8V258H6ZM11 259V258H10ZM5 260V259H4ZM99 260V259H98ZM84 261H86V260H84ZM84 261H82V262H84ZM93 261V260H92ZM101 261V260H100ZM99 261V262H100ZM85 263V262H84ZM83 263V264H84ZM98 263V262H97ZM261 264V263H260Z\"/></svg>",
  "mask_w": 264,
  "mask_h": 264
}]
</instances>
